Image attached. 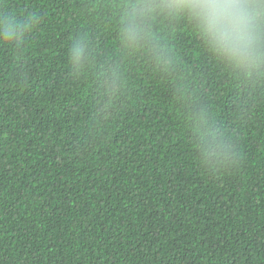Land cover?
I'll return each instance as SVG.
<instances>
[{
    "label": "trees",
    "instance_id": "trees-1",
    "mask_svg": "<svg viewBox=\"0 0 264 264\" xmlns=\"http://www.w3.org/2000/svg\"><path fill=\"white\" fill-rule=\"evenodd\" d=\"M4 10L36 21L0 44V264H264V82L181 19H152V39L126 46L123 0ZM209 125L225 156L194 132Z\"/></svg>",
    "mask_w": 264,
    "mask_h": 264
},
{
    "label": "clouds",
    "instance_id": "clouds-1",
    "mask_svg": "<svg viewBox=\"0 0 264 264\" xmlns=\"http://www.w3.org/2000/svg\"><path fill=\"white\" fill-rule=\"evenodd\" d=\"M123 4L130 9L120 21V39L126 46L135 48L152 39V19H181L226 69L250 84L264 82V0H123ZM35 21V14L21 18L14 11H0V44L21 42ZM87 40L83 33L71 38L70 61L75 71L86 68ZM158 60L166 61V67L171 63L165 56ZM108 88L114 90V82ZM194 132L207 150L226 155L223 133L213 131L210 125L197 126Z\"/></svg>",
    "mask_w": 264,
    "mask_h": 264
}]
</instances>
